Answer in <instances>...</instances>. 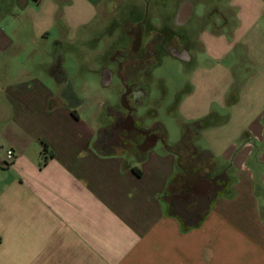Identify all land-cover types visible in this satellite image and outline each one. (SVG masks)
Instances as JSON below:
<instances>
[{
    "label": "crops",
    "instance_id": "1",
    "mask_svg": "<svg viewBox=\"0 0 264 264\" xmlns=\"http://www.w3.org/2000/svg\"><path fill=\"white\" fill-rule=\"evenodd\" d=\"M143 19L144 85L156 34L192 67L167 101L164 87L145 97L176 135L160 123L128 160L97 147L106 101L72 88L74 108L53 71L70 81L66 59L97 31ZM209 174L228 187L189 227L171 201ZM0 264H264V0H0Z\"/></svg>",
    "mask_w": 264,
    "mask_h": 264
},
{
    "label": "flooded vegetation",
    "instance_id": "2",
    "mask_svg": "<svg viewBox=\"0 0 264 264\" xmlns=\"http://www.w3.org/2000/svg\"><path fill=\"white\" fill-rule=\"evenodd\" d=\"M125 39V41L122 40L113 45L107 56L108 63L114 69H104L106 83L112 82L115 77L121 83V96L125 105H122L120 110L115 113H109L113 123L109 127L101 149L105 152L121 151L129 160H136L143 154L144 148L161 140L160 135L163 127L160 123L146 126L143 119L137 116L138 107L144 106L146 95L151 93L150 85H144L141 81V70L144 65L147 68H152L149 61L156 56L153 50H146L145 48L144 19L125 30ZM150 43L162 47L163 54L186 61V49L170 48L171 42L168 34H156ZM161 55L156 62L157 66L160 65ZM200 179L201 183L208 182L211 184L207 199L202 194L197 195L193 192L194 185L193 188L182 190L177 198L171 201V208L184 224L202 218L205 212L202 215L199 212L206 207V202L210 201L211 206L216 197L226 191L228 187L224 174H209L200 177ZM201 189L203 190V186Z\"/></svg>",
    "mask_w": 264,
    "mask_h": 264
},
{
    "label": "rangeland",
    "instance_id": "3",
    "mask_svg": "<svg viewBox=\"0 0 264 264\" xmlns=\"http://www.w3.org/2000/svg\"><path fill=\"white\" fill-rule=\"evenodd\" d=\"M129 4L130 2H127L121 9L124 10V8L128 7ZM129 8L130 7H128V10ZM148 11V8H146L145 14L148 15ZM191 27L194 31L197 30V24L192 23ZM126 29H129V26H126L125 23L122 22H116L114 25L111 24L106 26V28L97 31L96 39L92 40L90 44L80 49V55L77 59H75V61L66 59L65 62L71 86L81 99L90 95V98L93 99L101 97L107 103V106L104 109L106 130L102 133L97 144L99 150H102L101 147L103 140L109 130V127L113 123L109 113H115L120 110L123 105L121 96L122 86L119 80L116 77L110 83H106L105 80L104 69H114L107 61V56L111 52L112 47L108 45L109 47L106 48V41L109 40L108 38L113 36H115L117 40H120L123 38ZM159 62L160 65L154 70L152 81L149 84L151 88V101L153 99H157L160 95L162 87L165 88L167 95L166 99L163 101H167L168 98L172 96L173 91L184 82L188 69L192 67L189 64L184 63V61L180 58H176L174 56L172 57L171 55L166 54L161 55ZM148 82L149 80H146V83ZM170 102H172L171 99ZM163 103L164 102L162 101H158L156 103V106L158 105L160 107L156 114H154L150 109L152 106H140L137 109V116L140 119H143L146 126H152L155 123H162L166 129L170 131L171 136L174 137L173 135H176V132L180 127V122L175 120L171 114L168 113V110L161 106ZM200 147L205 149V144L201 143ZM202 153L204 152H199L200 157L202 156Z\"/></svg>",
    "mask_w": 264,
    "mask_h": 264
},
{
    "label": "trees",
    "instance_id": "4",
    "mask_svg": "<svg viewBox=\"0 0 264 264\" xmlns=\"http://www.w3.org/2000/svg\"><path fill=\"white\" fill-rule=\"evenodd\" d=\"M53 75H54L58 85H64L62 93L65 96V98L69 100L70 104L74 108L79 107L81 105L82 101L77 98L75 92L72 89L70 81L68 80L64 70L61 68L60 65H58L54 69ZM73 114L75 115V112H73ZM188 127L189 126H185V128H188ZM197 127H199V124L197 125Z\"/></svg>",
    "mask_w": 264,
    "mask_h": 264
},
{
    "label": "water",
    "instance_id": "5",
    "mask_svg": "<svg viewBox=\"0 0 264 264\" xmlns=\"http://www.w3.org/2000/svg\"><path fill=\"white\" fill-rule=\"evenodd\" d=\"M122 104H123V106L125 105V103L122 101ZM157 144V141L155 142V143H152V144H150L149 146H147L146 148H144L143 150H142V152L143 153H146L148 150H150L152 147H154L155 145ZM201 186H203V190L201 189ZM210 186H211V184L210 183H208V182H206V183H201V179L199 178V179H197L196 180V184H195V188L193 189V192L194 193H197V195H203V197L205 198V199H207V197H208V191H209V188H210ZM209 207H210V201H207L206 202V207L203 209V210H201L200 212H199V214H203L205 211H207L208 209H209ZM201 220H202V218H199V219H196L194 222H192V223H188L187 225L189 226V227H194V226H196L198 223H200L201 222Z\"/></svg>",
    "mask_w": 264,
    "mask_h": 264
},
{
    "label": "built area",
    "instance_id": "6",
    "mask_svg": "<svg viewBox=\"0 0 264 264\" xmlns=\"http://www.w3.org/2000/svg\"><path fill=\"white\" fill-rule=\"evenodd\" d=\"M12 156H13V152L12 151L8 152V157L11 158Z\"/></svg>",
    "mask_w": 264,
    "mask_h": 264
}]
</instances>
